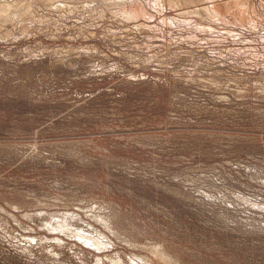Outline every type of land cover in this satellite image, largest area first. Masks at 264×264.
Returning a JSON list of instances; mask_svg holds the SVG:
<instances>
[{"label": "rangeland", "instance_id": "374dc122", "mask_svg": "<svg viewBox=\"0 0 264 264\" xmlns=\"http://www.w3.org/2000/svg\"><path fill=\"white\" fill-rule=\"evenodd\" d=\"M0 10V264H264V0Z\"/></svg>", "mask_w": 264, "mask_h": 264}, {"label": "bare ground", "instance_id": "6f19581e", "mask_svg": "<svg viewBox=\"0 0 264 264\" xmlns=\"http://www.w3.org/2000/svg\"><path fill=\"white\" fill-rule=\"evenodd\" d=\"M63 2V1H62ZM65 3V2H64ZM184 3H187V1L186 2H184ZM74 5V4H73ZM1 11V10H0ZM214 11V10H213ZM209 13V12H208ZM229 13V12H228ZM2 14V13H1ZM25 14V13H24ZM4 15V14H3ZM6 16H8V15H6ZM210 16H212V15H210ZM9 18V17H8ZM212 18V17H211ZM213 19V18H212ZM22 20V19H21ZM213 20H215V19H213ZM218 21V20H217ZM246 23V22H245ZM23 25V24H22ZM85 205V204H84ZM101 212V211H100ZM30 214V213H29ZM42 215V214H41ZM38 216V215H37ZM93 217V216H92ZM69 218V217H68ZM55 222V221H54ZM60 222V221H59ZM83 222V221H82ZM106 223V222H105ZM75 225V224H74ZM104 225V224H103ZM60 231V230H59ZM77 231V230H76ZM61 232V231H60ZM110 232V231H109ZM72 233V232H71ZM86 235H88V234H86ZM101 235V234H100ZM79 237V236H78ZM128 244V243H127ZM98 248V247H97ZM104 248V247H103ZM151 250V249H150ZM143 258V257H142ZM100 259H98V261H99Z\"/></svg>", "mask_w": 264, "mask_h": 264}]
</instances>
